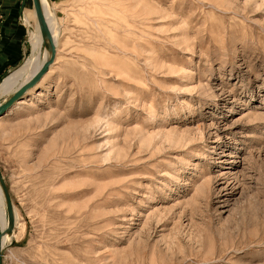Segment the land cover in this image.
Returning <instances> with one entry per match:
<instances>
[{
    "label": "rangeland",
    "instance_id": "rangeland-1",
    "mask_svg": "<svg viewBox=\"0 0 264 264\" xmlns=\"http://www.w3.org/2000/svg\"><path fill=\"white\" fill-rule=\"evenodd\" d=\"M46 1L54 62L0 118L1 264H264V0ZM27 8L13 70L47 50Z\"/></svg>",
    "mask_w": 264,
    "mask_h": 264
},
{
    "label": "crops",
    "instance_id": "crops-1",
    "mask_svg": "<svg viewBox=\"0 0 264 264\" xmlns=\"http://www.w3.org/2000/svg\"><path fill=\"white\" fill-rule=\"evenodd\" d=\"M27 6L28 0H0L1 82L27 54Z\"/></svg>",
    "mask_w": 264,
    "mask_h": 264
},
{
    "label": "bare ground",
    "instance_id": "bare-ground-1",
    "mask_svg": "<svg viewBox=\"0 0 264 264\" xmlns=\"http://www.w3.org/2000/svg\"><path fill=\"white\" fill-rule=\"evenodd\" d=\"M39 3L41 6V9H42V13H43V16L45 18V21H46L47 26L49 28V31L51 33L52 42H53L54 46L56 47L57 35H56V31L54 29L53 18H51V16H50L49 6H48L46 0H39ZM25 22L27 23L26 19H25ZM37 27H38V25H37ZM38 30H39V27H38ZM28 38H29L28 40H29V43L32 47V50L34 49V47L38 43H40V42L44 43L45 42V40L43 41V38L41 37V34L39 31L30 32ZM43 53H44V55H43L41 60L39 58H37V56H35L33 58L30 57L31 59H29L27 61L25 60V62L22 65H20L16 70H13V72H11L8 76H6L2 80V82L0 83V98L6 96L8 94V92H10L17 85L18 82H20L21 84L18 86L17 89H19V87H21L24 83H26L28 80H30L35 75V73L41 68L43 63L50 56L48 50H45ZM34 88H32V89L34 90ZM17 89L15 91H17ZM32 89L30 91V94L33 91ZM23 103L24 102H22V101L21 102L18 101V104H16V106H20ZM15 219H16V215H15V212L13 210V225H15ZM8 226H9V219H8L5 197H4L3 191L0 187V229H1V231H3L2 247L4 245H6L7 242L10 240V237H12L6 232Z\"/></svg>",
    "mask_w": 264,
    "mask_h": 264
},
{
    "label": "water",
    "instance_id": "water-1",
    "mask_svg": "<svg viewBox=\"0 0 264 264\" xmlns=\"http://www.w3.org/2000/svg\"><path fill=\"white\" fill-rule=\"evenodd\" d=\"M32 5H33L37 25L39 27V32L41 34V37L43 38V41L45 40L43 44L48 50L50 56L30 80L24 83L21 87H19V89H17V91H15L10 97H8L2 104H0V118L5 116L14 107L15 103H17L22 98H24V96L28 94V92L32 88L36 87L39 84L41 79L48 72L49 67L51 66V64H53L55 59V46L52 42L51 33L43 16L39 0H32ZM0 184H2L1 179H0ZM4 197L6 202L9 223L11 226H13V206L11 204L9 196L6 193ZM2 237H3V231H1L0 229V264L2 263V249H3Z\"/></svg>",
    "mask_w": 264,
    "mask_h": 264
}]
</instances>
